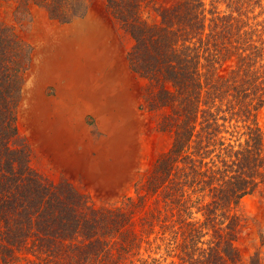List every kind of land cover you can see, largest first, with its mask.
Instances as JSON below:
<instances>
[{"label": "trees", "instance_id": "16d2710c", "mask_svg": "<svg viewBox=\"0 0 264 264\" xmlns=\"http://www.w3.org/2000/svg\"><path fill=\"white\" fill-rule=\"evenodd\" d=\"M0 1L66 24L95 0ZM100 1L133 41L141 109L162 114L171 146L119 205H90L39 175L16 124L31 48L0 24V264H241L235 209L264 183L262 136L249 124L264 106V21L247 16L260 0ZM232 120L244 144L226 138L239 134Z\"/></svg>", "mask_w": 264, "mask_h": 264}, {"label": "rangeland", "instance_id": "374dc122", "mask_svg": "<svg viewBox=\"0 0 264 264\" xmlns=\"http://www.w3.org/2000/svg\"><path fill=\"white\" fill-rule=\"evenodd\" d=\"M85 6L81 15L61 24L35 7L20 17L14 3L0 1V24L31 48L16 124L39 175L55 183L68 181L90 205H119L134 196L135 184L170 148L172 138L160 131L161 113L141 109L146 82L132 73L127 60L132 39L108 17L100 0ZM218 9L228 12L224 3ZM151 14L144 9V18ZM247 16L251 23L264 21V0ZM250 123L259 128L264 151V106ZM230 125L239 126V134L226 138L232 145L244 144L242 123L232 120ZM235 212L241 219L235 243L241 264L254 256L264 261V183ZM193 217L202 220V212L195 208ZM160 255L165 258L163 247L152 254Z\"/></svg>", "mask_w": 264, "mask_h": 264}]
</instances>
